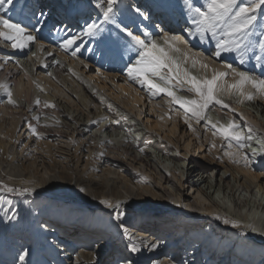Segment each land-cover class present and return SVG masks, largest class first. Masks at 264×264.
<instances>
[{
  "label": "bare ground",
  "instance_id": "1",
  "mask_svg": "<svg viewBox=\"0 0 264 264\" xmlns=\"http://www.w3.org/2000/svg\"><path fill=\"white\" fill-rule=\"evenodd\" d=\"M63 1L38 2L43 23L54 16L45 35L43 24L29 26L31 16L15 8L19 0L5 13L26 25L37 41L23 50L0 42V83L9 86L16 101L14 107L0 93V180L33 189L16 197L0 192V264H13L14 257L20 264L18 255L25 249L30 250L26 264H97L113 252V242L126 253L118 264H264V98L247 101L222 93L235 111L210 108L213 122L234 120L253 137L245 148L231 141L229 149V141L214 136L205 121L185 123L183 109L169 104L167 96H150L146 87L128 80L136 50L114 25L100 23L96 4L102 0H66L64 8ZM70 1L85 7L71 10ZM164 3L120 0L117 21L136 34L151 33L160 43L165 34L180 36L193 52L208 57V70L191 69L197 77H210L212 67L224 70L225 63L246 68L238 55L215 57V41L189 36V18ZM136 6L147 19L134 11ZM62 9L68 18L60 20ZM86 13L100 24L96 35L85 34L93 23L82 26ZM257 17L252 43L264 38V12ZM72 37L77 43L61 50ZM177 95L195 98L186 91ZM227 151L234 153L232 159ZM103 199L119 201L120 208H105ZM154 211L161 213L157 220ZM121 223L139 253L130 252L132 242L117 227Z\"/></svg>",
  "mask_w": 264,
  "mask_h": 264
},
{
  "label": "snow or ice",
  "instance_id": "2",
  "mask_svg": "<svg viewBox=\"0 0 264 264\" xmlns=\"http://www.w3.org/2000/svg\"><path fill=\"white\" fill-rule=\"evenodd\" d=\"M119 2L120 0H102L96 4V7L102 16L100 23L114 25L119 33L127 37L129 45L136 50L138 58L128 67V80L146 87L150 96L154 97L159 94L167 96L169 104L178 105L183 109L185 123H188L190 119H195L197 123L205 121L206 127L210 125L211 129H215L214 136L219 135L221 139L229 141V149L233 146L231 141L236 142L238 149L248 146L244 142L252 140L253 137L240 131V126L234 120H229L227 124H220L218 121L213 122L207 113L214 105L230 109V106L221 98L222 93L229 96L239 95L247 101L255 100L257 97L264 98V78L252 75L247 71H240L230 63L223 64L224 70L212 67L210 77L193 75L191 69L208 70L210 68L208 57L203 56L202 53L193 52L180 36L165 34L162 37L163 43H160L153 39L151 33L147 31L141 35L129 30L126 24L117 21L116 5ZM182 3L191 22V27L187 29L188 35L198 36L202 42L210 36L215 41V57L219 58L225 52L237 53L240 62L243 63L244 56L252 48H258L259 52L264 54V38L255 44L249 40L257 22V13L264 12V0H247L246 3H242L241 0H205V3L200 6H197L194 0H182ZM14 6L15 0H0V42H6L12 49L23 50L35 43L37 37L29 31L26 25L5 15ZM134 11L147 19L139 6H136ZM100 30V24L93 22L87 26L85 34L96 35ZM77 39V37L66 39L60 45L61 50L67 52L77 43ZM72 55H76L75 51L72 52ZM261 59H264V56H256L258 62ZM229 76L232 77L231 81L227 79ZM185 85H187L186 88ZM177 91L192 93L195 98L190 99L177 95ZM0 93L7 97L8 104L16 106V101L7 84L0 83ZM36 104H40L38 99ZM45 107H54V105L45 104ZM230 110L235 111L234 109ZM189 126L191 127L190 124ZM250 132L251 128H249ZM32 134L36 135L34 128ZM212 147L215 148L216 145L213 144ZM261 147L264 148V143L261 144ZM225 155L232 159L234 153L227 151ZM243 159L246 165L250 163L246 156ZM32 191L31 188L26 187L21 190L0 183V192L24 195ZM80 191L83 192L84 189L81 188ZM100 204L110 210L120 208L119 201L113 203L103 199ZM115 218L122 221L123 216L117 214ZM216 219H220V217L217 216ZM223 223L231 224L233 228L241 227L238 222L229 219H224ZM117 227L122 231L123 237L132 242L130 252L139 253L140 248L134 242V237L129 229L122 223ZM252 231H256V229L252 228ZM29 255L30 250H23L18 255L20 264H26V258ZM15 259L14 257L13 264H15ZM128 264H134V262L129 261Z\"/></svg>",
  "mask_w": 264,
  "mask_h": 264
},
{
  "label": "rangeland",
  "instance_id": "3",
  "mask_svg": "<svg viewBox=\"0 0 264 264\" xmlns=\"http://www.w3.org/2000/svg\"><path fill=\"white\" fill-rule=\"evenodd\" d=\"M20 1V4L17 6H15V8L17 9V10H19L20 12H21V14H25V13H27V14H29L30 16H31V21L29 22V24H28V22L26 23V24H28L29 26H34L35 25V27L37 28V27H39V26H41L42 24L44 25V28H43V30L41 31V34L42 35H45L46 33H47V31H49V29H47L48 28V23H50V21H52L53 20V18H54V16L48 21V23H43L42 22V20H43V18H40V16H42L43 14H44V9L42 8L41 9V6H40V3H39V5H38V2H42V4H45V5H48V2H47V0H37V2H35V1H32V0H25L24 1V3L22 2L23 0H19ZM137 1V3L139 2L141 5H144L143 4V2H144V0H136ZM167 1V3H164L165 4V6L166 7H170L171 8V11H174L175 13H178L179 14V16H187L188 17V15H187V11H186V9L183 7V3H182V0H166ZM194 1H197V0H194ZM200 1V3H201V5H203L204 3H205V0H199ZM29 2V3H28ZM35 2V3H34ZM65 2H67L66 0H65ZM65 2L63 1L61 4H62V6L65 4ZM142 2V3H141ZM37 4V5H36ZM195 4H197L198 5V2H195ZM69 5H70V8H71V10H72V8H73V10H75V9H78V8H82V7H85L82 3H78V2H71L70 1V3H69ZM22 6V7H21ZM55 7H59L58 5H56ZM63 8H64V6H63ZM117 8V7H116ZM23 11V12H22ZM29 12V13H28ZM39 12V13H38ZM73 12V11H72ZM48 13V12H47ZM46 13V14H47ZM157 13V12H156ZM45 14V15H46ZM86 15H88L87 16V20L84 22V23H82V26L84 25V26H86L87 24H89L90 22H93L94 20H93V17H91V15L90 14H88V13H86ZM36 16V17H35ZM44 16V15H43ZM42 16V17H43ZM65 16H66V11H65V9H62V10H58V17H59V19L60 20H62L63 18L65 19ZM155 16H158L157 14L155 15ZM67 17V16H66ZM68 18V17H67ZM259 18L260 17H257V21L259 20ZM42 19V20H41ZM157 19H158V17H157ZM37 20V21H36ZM93 20V21H92ZM41 23H40V22ZM90 21V22H89ZM96 21V20H95ZM33 22V23H32ZM38 22V23H37ZM24 23H25V21H24ZM31 23V24H30ZM41 24V25H40ZM52 24H56V22L54 21V22H52ZM129 28H130V25L128 26ZM255 27H256V25H255ZM60 28V27H59ZM45 30V31H44ZM80 30V29H79ZM253 30H255V29H253ZM253 32V31H252ZM255 43H257L256 41H254L253 42V44H255ZM257 51V52H256ZM262 53H260L259 52V49L258 48H252V49H250L249 51H247V53H246V57L244 58V62L242 63V64H244V65H247L246 66V68H244V69H242V68H240L239 70H241V71H247V72H249L250 74H253V75H255V76H259V77H261V78H264V73H263V68H264V60L263 61H261L260 63H256V62H254L255 60H256V56H258V55H261ZM232 55L234 56V57H236L238 54L237 53H232ZM239 56V55H238ZM264 56V55H263ZM229 58H226L225 59V61L226 60H228ZM249 63V64H248ZM233 67H236V66H234L233 65ZM258 68H260L259 70H258ZM251 70V71H250ZM260 70H261V72H260ZM258 74H257V73ZM257 74V75H256ZM263 75V76H262ZM27 94L29 95V99H30V101H32V100H35V98H36V95H35V92H34V88H33V86H31L30 88H28V90H27ZM42 102V101H41ZM178 145H179V147H180V145H181V143L179 142L178 143ZM0 183H3V184H6V185H8V186H10V185H12V186H10V187H13V188H19V187H17V186H14V184H9V183H4L3 181H1L0 180ZM21 190L23 189V188H20ZM12 195H13V197H16V196H18L17 194H15V193H12ZM59 197H63V198H69L68 196H66L65 194H57ZM61 195V196H60ZM63 195H65V196H63ZM147 213H149V212H147ZM152 214H154V216L156 217V220L159 218L158 216H160L161 215V213H160V211H154ZM158 222H160V220H158ZM62 233H64V232H62ZM62 233H59V234H62ZM70 232H68L67 233V236H68V234H69ZM76 234V233H75ZM63 235H66V233H64ZM62 235V236H63ZM77 235L78 236H82L83 235V233L82 232H77ZM11 241H15V238H11ZM112 246H113V252H111V253H109L110 255H108V256H101L100 258H99V261H98V263L97 264H118V262H119V260H120V258L122 259L123 257H125V249H123V247L120 245V243L118 242V243H116L115 245H114V242H113V244H112ZM121 249V250H120ZM122 255V256H121ZM124 255V256H123ZM127 257L128 258H130V259H132V255L130 256V255H127ZM118 258V259H117ZM101 260V261H100ZM138 261H140V260H138ZM120 264V263H119ZM176 264H179V263H176Z\"/></svg>",
  "mask_w": 264,
  "mask_h": 264
}]
</instances>
